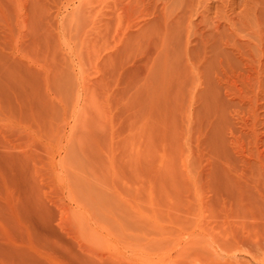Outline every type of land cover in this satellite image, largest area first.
Returning <instances> with one entry per match:
<instances>
[{"label": "rangeland", "instance_id": "374dc122", "mask_svg": "<svg viewBox=\"0 0 264 264\" xmlns=\"http://www.w3.org/2000/svg\"><path fill=\"white\" fill-rule=\"evenodd\" d=\"M0 264H264V0H0Z\"/></svg>", "mask_w": 264, "mask_h": 264}]
</instances>
